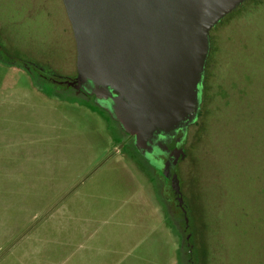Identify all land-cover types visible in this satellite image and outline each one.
Returning <instances> with one entry per match:
<instances>
[{
  "label": "rangeland",
  "instance_id": "rangeland-1",
  "mask_svg": "<svg viewBox=\"0 0 264 264\" xmlns=\"http://www.w3.org/2000/svg\"><path fill=\"white\" fill-rule=\"evenodd\" d=\"M213 30L178 205L168 170L68 86L63 1L0 0V264H191L187 233L194 264H264V0Z\"/></svg>",
  "mask_w": 264,
  "mask_h": 264
},
{
  "label": "water",
  "instance_id": "water-1",
  "mask_svg": "<svg viewBox=\"0 0 264 264\" xmlns=\"http://www.w3.org/2000/svg\"><path fill=\"white\" fill-rule=\"evenodd\" d=\"M62 1L77 50L70 85L172 164L181 194L178 161L202 107L211 31L248 0Z\"/></svg>",
  "mask_w": 264,
  "mask_h": 264
},
{
  "label": "trees",
  "instance_id": "trees-1",
  "mask_svg": "<svg viewBox=\"0 0 264 264\" xmlns=\"http://www.w3.org/2000/svg\"><path fill=\"white\" fill-rule=\"evenodd\" d=\"M214 31V30H213ZM213 31H212V33L211 34H213ZM213 44H214V38H212V50H211V55H212V51H213ZM211 55H210V57H209V60H208V66H207V71H206V80H205V88H204V102H205V100L207 99V96H208V92H209V89H208V86H210L209 85V83H208V70H209V67H210V58H211ZM82 90V89H81ZM84 91V90H83ZM86 92V91H85ZM198 123V122H197ZM197 123H195L194 125H196ZM188 139H189V135H188V137H187V141H186V144H185V147H186V145H187V142H188ZM166 173V172H165ZM174 176H172V175H170L169 173L166 175V178H167V182H168V184L170 183V184H173L174 185V187L175 188H177V182H176V179L175 178H173ZM174 188V189H175ZM176 190V189H175ZM176 193H177V191H176ZM177 197L180 199V196H179V194H177ZM180 201H181V199H180ZM182 203V202H181ZM188 234V246H187V250H188V256H189V258H190V262H191V264H194L193 263V261H194V259H195V252H196V250H197V248L195 247V245H194V241H192L191 240V235L189 234V233H187ZM191 243H193V248L191 249L190 248V245H192ZM196 261V260H195Z\"/></svg>",
  "mask_w": 264,
  "mask_h": 264
},
{
  "label": "flooded vegetation",
  "instance_id": "flooded-vegetation-1",
  "mask_svg": "<svg viewBox=\"0 0 264 264\" xmlns=\"http://www.w3.org/2000/svg\"><path fill=\"white\" fill-rule=\"evenodd\" d=\"M213 31V30H212ZM212 31H211V33H212ZM212 38H214V34H211V40H212ZM211 55V54H210ZM207 66H208V64H207ZM206 71H207V69H206ZM76 78V77H75ZM75 78L74 79H72V80H70L69 81V83H71V82H73L74 80H75ZM68 86H71L70 84L68 85ZM71 87H74V86H71ZM76 88H79V87H76ZM81 89V88H80ZM83 90V89H82ZM197 123V122H196ZM194 126V125H193ZM192 127V126H191ZM190 127V128H191ZM190 128H189V130H190ZM189 132V131H188ZM184 151H185V148H184ZM144 153L147 155V157H148V159L149 160H151V161H156V162H159V163H161L162 164V167H163V169L164 170H166V172H167V170H168V173L169 174H171V172H173L174 173V171H173V165L172 164H170V163H166V162H164V161H162V159L159 157V154L156 152V150L155 149H149L148 151H144ZM182 161V159H180L179 161H178V169H179V164H180V162ZM169 170H170V172H169ZM175 190V189H174ZM177 194H178V191H177V193H176V190H175V192H174V197H176V200H175V202L179 205V203H181V201H180V199L178 198V201H179V203L177 202ZM173 199H175V198H173ZM193 227L191 226L190 227V230L192 229Z\"/></svg>",
  "mask_w": 264,
  "mask_h": 264
}]
</instances>
